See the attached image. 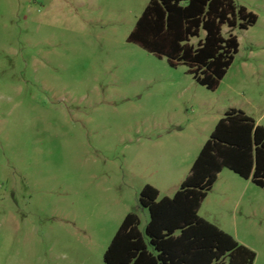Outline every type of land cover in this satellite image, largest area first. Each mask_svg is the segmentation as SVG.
I'll return each instance as SVG.
<instances>
[{
    "label": "rangeland",
    "instance_id": "obj_1",
    "mask_svg": "<svg viewBox=\"0 0 264 264\" xmlns=\"http://www.w3.org/2000/svg\"><path fill=\"white\" fill-rule=\"evenodd\" d=\"M236 1L258 22L210 90L129 42L150 0H0V264H106L129 212L145 231L143 187L172 197L228 109L264 125V0ZM225 182L240 194L222 204ZM247 183L224 169L200 214L238 217L264 264V189Z\"/></svg>",
    "mask_w": 264,
    "mask_h": 264
},
{
    "label": "trees",
    "instance_id": "obj_2",
    "mask_svg": "<svg viewBox=\"0 0 264 264\" xmlns=\"http://www.w3.org/2000/svg\"><path fill=\"white\" fill-rule=\"evenodd\" d=\"M257 22L258 15L236 0H150L128 40L171 67L185 65L199 84L216 90L240 49L235 31ZM226 168L264 189V125L238 108L218 121L172 197L160 198L151 184L143 187L140 205L150 213L145 231L139 214L129 212L105 263L255 264L252 248L200 215Z\"/></svg>",
    "mask_w": 264,
    "mask_h": 264
},
{
    "label": "crops",
    "instance_id": "obj_3",
    "mask_svg": "<svg viewBox=\"0 0 264 264\" xmlns=\"http://www.w3.org/2000/svg\"><path fill=\"white\" fill-rule=\"evenodd\" d=\"M256 120V119H255ZM256 122H257V124H261L259 121H257L256 120ZM262 125V124H261ZM190 172V171H189ZM222 173H223V171L220 173V175H219V178H218V181L216 182V184L214 185V187H213V189L209 192V194H208V196H207V198L205 199V201L203 202V204H202V207H203V205L207 202V200L210 198V196H211V193H212V191L215 189V188H217V187H219L218 186V184H219V179H220V177L222 176ZM189 173H187V175H188ZM187 175H186V177H187ZM185 177V178H186ZM248 181H250V183H253L251 180H248ZM250 183H247V184H245V186H243V194H244V190H249V189H251V191H254V188H253V186L250 184ZM216 185H217V187H216ZM222 190H223V195H224V199H222L221 200V202H222V204H225V202H229L232 198H234V196H235V193L236 194H240V192L238 193L236 190H239V188H240V184H238V185H236L235 186V184L233 185V182H225L223 185H222ZM241 195V196H239L238 198V200H237V202H236V205H240V202H242V198H243V196L244 195ZM202 207H201V209H202ZM201 209H200V212H201ZM201 215V214H200ZM202 216V215H201ZM203 218H205L206 220H208V221H210V222H212V223H214V224H216L217 226H219L221 229H223V230H225L226 232H228L229 234H231L233 237H235L240 243H242V244H244V245H247L248 246V244L247 243H245V242H243V241H241L238 237H237V235L236 234H238V228H237V226H238V222H236L237 221V219H238V217H236L235 216V221H234V223H233V225H232V227L230 226V227H228V225H226V224H224V223H220V222H218V221H213V219H211V217H204V216H202Z\"/></svg>",
    "mask_w": 264,
    "mask_h": 264
}]
</instances>
